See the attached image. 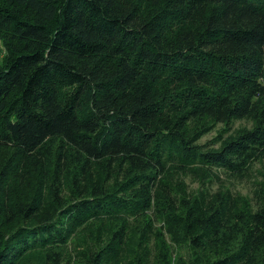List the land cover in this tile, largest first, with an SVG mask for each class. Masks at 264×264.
I'll return each instance as SVG.
<instances>
[{
	"label": "trees",
	"instance_id": "1",
	"mask_svg": "<svg viewBox=\"0 0 264 264\" xmlns=\"http://www.w3.org/2000/svg\"><path fill=\"white\" fill-rule=\"evenodd\" d=\"M0 41V264L34 249L70 264L74 229L129 208L123 193L151 206L169 162L237 173L264 151V0H0ZM247 116L254 125L217 149L187 133L194 119ZM105 163L125 170L121 187L94 182ZM226 209L187 206L185 238L216 264H264V202Z\"/></svg>",
	"mask_w": 264,
	"mask_h": 264
},
{
	"label": "rangeland",
	"instance_id": "2",
	"mask_svg": "<svg viewBox=\"0 0 264 264\" xmlns=\"http://www.w3.org/2000/svg\"><path fill=\"white\" fill-rule=\"evenodd\" d=\"M4 48L0 41V59ZM252 116L235 118L230 122H217L212 118L194 119L188 127V135L199 137L194 143L214 149L229 139L235 138L254 125ZM206 149V148H205ZM2 157L0 155V163ZM241 172L233 173L223 167H214L197 162V159L171 161L166 173L159 179L151 206L139 208L131 202L135 194L123 193V202L129 208L118 207L112 214L91 218L74 229L68 241L62 245L65 260L70 264H88L92 250H106L104 264H216V250L211 246L199 248L185 238L182 219H186L187 206L197 207L199 203L215 207L227 206L229 216L251 215L264 202V151L252 158ZM118 166L96 164L93 180L107 183L114 188L121 187L125 170ZM67 199L77 198L72 184L64 186ZM122 194V193H120ZM172 194L179 199V210L165 206V197ZM181 206V207H180ZM183 208V209H182ZM123 225L127 234L124 243L114 253H107L115 245L112 237ZM224 254V253H223ZM17 264H46L45 252L34 249L27 252Z\"/></svg>",
	"mask_w": 264,
	"mask_h": 264
}]
</instances>
